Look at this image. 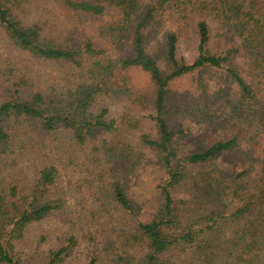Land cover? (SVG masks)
<instances>
[{"label": "trees", "instance_id": "obj_1", "mask_svg": "<svg viewBox=\"0 0 264 264\" xmlns=\"http://www.w3.org/2000/svg\"><path fill=\"white\" fill-rule=\"evenodd\" d=\"M62 3L110 20L77 41L0 0L25 55L0 78V264H264V0ZM53 221L57 247H17Z\"/></svg>", "mask_w": 264, "mask_h": 264}, {"label": "rangeland", "instance_id": "obj_2", "mask_svg": "<svg viewBox=\"0 0 264 264\" xmlns=\"http://www.w3.org/2000/svg\"><path fill=\"white\" fill-rule=\"evenodd\" d=\"M10 7L13 9L15 16L23 23L29 24H45L50 25L52 30L62 33L63 36L74 35L77 41H80V37L85 32H92L96 30L102 24L108 22L110 18H94L89 15L78 14L68 10L62 0H9ZM9 7V8H10ZM80 33V34H79ZM196 46L193 44L183 45V51L185 55L190 59L195 58ZM25 55L20 54L15 49L11 48L8 39L4 32L0 28V78L3 73L11 70L14 66L23 63L25 61ZM124 76L129 79L132 87L136 90L150 91L151 82L148 75L140 69H134L124 72ZM188 76L185 80H181L175 84V90L189 89L191 82L195 78L200 77ZM204 76L208 78L211 91H214L218 85H222L228 88V83L224 80L221 74L217 71L210 73H204ZM146 127L143 126V129ZM196 128L192 125V130ZM58 225V222H47L42 225L34 226L24 236V240L18 243L17 247L25 250L29 254L35 252L46 253L48 250L58 246L61 241L59 238L62 234H52L50 230L54 229ZM82 238L80 251L83 253L86 250L84 244V238ZM77 250L74 252V260L69 259L68 264H79L78 256L76 257Z\"/></svg>", "mask_w": 264, "mask_h": 264}]
</instances>
